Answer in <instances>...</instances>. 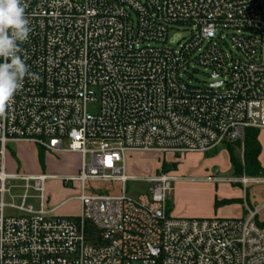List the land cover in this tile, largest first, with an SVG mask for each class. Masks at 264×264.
<instances>
[{
  "label": "built area",
  "instance_id": "built-area-1",
  "mask_svg": "<svg viewBox=\"0 0 264 264\" xmlns=\"http://www.w3.org/2000/svg\"><path fill=\"white\" fill-rule=\"evenodd\" d=\"M23 2L32 31L22 56L34 75L0 120V264H264V203L244 217H174L172 172L140 178L149 188L135 197L126 187L129 152L243 147L247 129H264V0ZM184 24L189 37L171 43ZM194 63L212 82L186 79ZM18 142L80 155L64 179L81 183L79 215L46 207L56 175L7 171V145ZM10 179L24 182L20 205L6 203ZM87 181L121 182L122 192L86 193ZM227 181L246 191L264 175ZM30 191L39 209L26 205Z\"/></svg>",
  "mask_w": 264,
  "mask_h": 264
},
{
  "label": "rangeland",
  "instance_id": "rangeland-1",
  "mask_svg": "<svg viewBox=\"0 0 264 264\" xmlns=\"http://www.w3.org/2000/svg\"><path fill=\"white\" fill-rule=\"evenodd\" d=\"M191 29L187 24L178 25L170 33V42L175 44L185 40L189 37ZM192 67H197L198 69L191 71L192 76L187 75V80L196 84L212 82L209 69L200 65L197 66L195 63L191 66V70ZM89 109L92 112L96 111L95 106H90ZM258 138L262 146L259 161L264 168V129L259 131ZM231 148L243 161L242 144L236 143ZM39 149L43 150L44 155L42 157L39 156ZM6 160L8 172L17 173L18 175H36L39 173L56 175V177L49 178L46 182V207H55L56 209L53 214L58 216H74L80 214L81 203L77 199V196L83 191L81 183L79 181L67 183L64 179H70L72 176L78 174L81 166V157H76L69 152L55 155L44 148L35 146L33 143L18 142L8 143ZM87 161L90 162V156L87 157ZM160 169L170 171L179 177V179L186 178V181L189 180L196 185L204 186L206 189L209 184H213L216 197L221 199V204L217 208L226 215L224 217H230L233 214L240 216L239 203H246V199H248L252 208H259L264 203V184L250 183L245 191L241 185L227 181V179L233 178L237 174L235 168L230 163L226 144L219 145L207 152L165 154L156 151L129 152L126 155V173L134 176V178L130 179L126 184L127 194L135 197L138 194L146 192L149 185L140 178L156 174ZM259 175H264V173H259ZM23 184L24 182L19 179H10L8 181V187H10V193L6 195V203L8 205L21 204V197L25 193ZM121 189L122 183L117 181H87L85 192H100L116 195L122 192ZM29 194L31 196L27 199L26 205H31L34 209H39L40 201L35 197L34 191H30ZM242 199L243 201H241ZM216 202L220 201L216 200ZM171 204L172 199L169 203V210ZM5 214L7 216H14L21 214V211L7 206ZM259 220H264V210L260 212Z\"/></svg>",
  "mask_w": 264,
  "mask_h": 264
},
{
  "label": "clouds",
  "instance_id": "clouds-1",
  "mask_svg": "<svg viewBox=\"0 0 264 264\" xmlns=\"http://www.w3.org/2000/svg\"><path fill=\"white\" fill-rule=\"evenodd\" d=\"M23 0H0V120L10 115L26 77H32L22 45L32 31Z\"/></svg>",
  "mask_w": 264,
  "mask_h": 264
},
{
  "label": "crops",
  "instance_id": "crops-1",
  "mask_svg": "<svg viewBox=\"0 0 264 264\" xmlns=\"http://www.w3.org/2000/svg\"><path fill=\"white\" fill-rule=\"evenodd\" d=\"M72 154L76 157L78 156L80 157L78 153H72ZM9 173H13V172H9ZM175 182H176L175 185H173V192L175 193L174 195H172V204L170 207V213L172 216L174 217H224L226 216L221 212L220 209L217 208L221 204V199H218L216 197V194L214 191L215 188L213 187V184L212 185L209 184L207 186L208 188L206 189L204 186L196 185L195 183L189 180L186 181V178L178 179ZM235 184H239V183H235ZM216 200L220 201L218 202L219 205H216ZM241 201H243V199ZM239 206H240V210H239L240 216L233 214V215H230V217H244L247 215V207L252 208L248 199H246V203L244 202L239 203ZM80 207H81V204H80ZM80 213H81V210H80ZM77 215H74V216H77ZM74 216H71V217H74Z\"/></svg>",
  "mask_w": 264,
  "mask_h": 264
},
{
  "label": "trees",
  "instance_id": "trees-1",
  "mask_svg": "<svg viewBox=\"0 0 264 264\" xmlns=\"http://www.w3.org/2000/svg\"><path fill=\"white\" fill-rule=\"evenodd\" d=\"M258 137V129H247L245 139L243 141V161L240 159V156L231 148L232 145H235L236 143L242 144V142L236 141L226 143L230 163L235 168L237 176H240L244 173L251 176H257L259 173H264V168L261 166L259 161L262 146ZM43 155V150L39 149V156L42 157ZM217 204L218 202H216V205ZM262 225H264V223H262Z\"/></svg>",
  "mask_w": 264,
  "mask_h": 264
},
{
  "label": "water",
  "instance_id": "water-1",
  "mask_svg": "<svg viewBox=\"0 0 264 264\" xmlns=\"http://www.w3.org/2000/svg\"><path fill=\"white\" fill-rule=\"evenodd\" d=\"M213 76H217L216 73H214Z\"/></svg>",
  "mask_w": 264,
  "mask_h": 264
}]
</instances>
